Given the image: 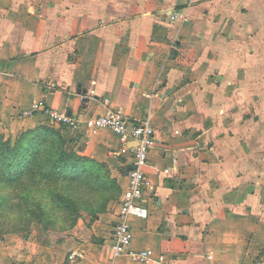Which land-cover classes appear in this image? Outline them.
<instances>
[{
  "label": "crops",
  "instance_id": "0c3cea01",
  "mask_svg": "<svg viewBox=\"0 0 264 264\" xmlns=\"http://www.w3.org/2000/svg\"><path fill=\"white\" fill-rule=\"evenodd\" d=\"M117 108L154 132L129 250L264 264V0H0V130L53 127L120 189L49 242L6 236L0 264H141L111 251L136 144L86 128Z\"/></svg>",
  "mask_w": 264,
  "mask_h": 264
},
{
  "label": "trees",
  "instance_id": "16d2710c",
  "mask_svg": "<svg viewBox=\"0 0 264 264\" xmlns=\"http://www.w3.org/2000/svg\"><path fill=\"white\" fill-rule=\"evenodd\" d=\"M97 174L99 176L105 175L106 178L110 175L103 164L80 156L73 150H68L66 140L53 127L39 126L29 129L20 132L13 139H5L0 133V183H10V179L14 180L12 183L17 181L39 183L41 180L45 182L48 179L62 177L67 181L82 180L84 184H90L94 181H89V179ZM101 179L103 181L100 182L99 187L111 188L112 200L117 201L120 196V189L115 180L104 181L103 178ZM83 189L88 191L90 188L84 186ZM80 197L81 195L77 198ZM80 200L77 199L79 204L91 205L82 208V211L91 217V221L98 214L106 211L104 208L105 200L97 203V206H93L95 204L92 199ZM59 207L62 209V213L72 220L69 225L63 226L61 230L72 228L75 225L74 221L80 217V211L75 213L73 210H67V205ZM5 232L10 233L8 230L0 229V241Z\"/></svg>",
  "mask_w": 264,
  "mask_h": 264
},
{
  "label": "rangeland",
  "instance_id": "374dc122",
  "mask_svg": "<svg viewBox=\"0 0 264 264\" xmlns=\"http://www.w3.org/2000/svg\"><path fill=\"white\" fill-rule=\"evenodd\" d=\"M0 133L5 139L15 138V136L6 134L2 130H0ZM100 177L104 181L113 179L111 175L106 178L105 175L101 174L99 176L97 174L89 179V181H94L90 184H84L82 180L67 181L62 177L48 179L45 182L41 180L39 183H29V181L12 183L13 179H10V183L1 182L0 229L10 232H5L2 240L9 235L18 236L22 239L34 235L49 242L51 239L56 238L54 236L74 229L80 219L91 221V217L82 211L83 207L91 205L79 204L80 199L84 201L87 198L92 199L95 204L93 206H97V203L105 200L104 208L107 211L116 200H112L111 188L99 187L100 182L103 181ZM84 186L90 189L86 191L83 189ZM79 195L81 197L77 198ZM64 205H67V210H73L75 213L80 211V217L74 221L75 225L72 228L61 230L63 226L72 222L62 213V209L59 207Z\"/></svg>",
  "mask_w": 264,
  "mask_h": 264
},
{
  "label": "built area",
  "instance_id": "2783aa9c",
  "mask_svg": "<svg viewBox=\"0 0 264 264\" xmlns=\"http://www.w3.org/2000/svg\"><path fill=\"white\" fill-rule=\"evenodd\" d=\"M38 110V105L33 106L32 111ZM32 112H21L18 118L29 116ZM45 114L54 122L65 123L71 127H76V122L70 120L62 114L47 109ZM86 128L90 131L101 129L109 130L118 136L123 142L133 141L134 147H130L131 168L127 172V187L124 190L112 231L111 251L114 255H127L133 262L141 264H169L163 255H156L150 249L141 251L129 250L132 240V232L128 224L131 215L140 218L146 217V210L138 203L142 198L143 190L147 185L144 168L147 165L148 151L153 145L154 132L147 122H140L129 126L121 109H109L105 114L93 116L86 122ZM166 169L164 172H168Z\"/></svg>",
  "mask_w": 264,
  "mask_h": 264
}]
</instances>
